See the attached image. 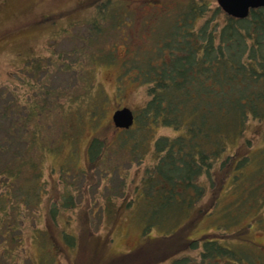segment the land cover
I'll return each mask as SVG.
<instances>
[{
    "label": "rangeland",
    "instance_id": "rangeland-1",
    "mask_svg": "<svg viewBox=\"0 0 264 264\" xmlns=\"http://www.w3.org/2000/svg\"><path fill=\"white\" fill-rule=\"evenodd\" d=\"M109 1V5H105L108 0H0V88H7L9 94L18 93L17 89H20L23 102L30 103L33 100L31 87L22 85L29 82L36 91L38 89L34 100L39 105L48 107L43 105L45 101L46 105L52 108L58 106L65 112L74 111L85 96V108L92 100L97 106H103L105 101L103 113L98 119L101 128L96 130L87 120L83 121L79 136L73 143L64 140V136L58 133L62 125L70 122L68 118L42 117L39 121L44 139L48 137L47 143L53 144V153L44 159L42 180L45 195L42 206L38 211L31 210L27 214L26 226L22 229L29 260L54 254L55 264H170L174 259H168L170 250L167 248L147 247L156 241L153 237L161 233L154 230L144 236L142 223L135 216L131 217V213L135 212L131 207L135 205L134 190L157 164L153 154L154 142L163 137L173 140L178 134L166 125L155 126L153 131H139L136 126L131 132H115L112 123L115 111L128 108L138 116L145 112H151L154 117L164 114L165 124L179 126L174 119L176 109L173 106L167 103L163 108L154 106L155 97L164 99L167 94L164 89L151 84L150 80L155 73L163 74L179 62L183 65L186 61L192 62L193 54L181 50L177 52V57L172 55L174 60H168V65L159 63L155 69L147 65L146 55L153 49L157 53H175L174 45L161 43L165 33L167 36L173 33V36L188 28L187 24L192 21L204 50L199 65L200 76L209 79L207 85L224 88V94L211 95L207 87L196 85L193 92L211 96V103L200 102L195 108H223L243 114L240 102L244 99L248 102L251 95L254 99L264 96V78L259 82L257 91L250 93L256 77L244 71L243 67L251 61L264 74V8L256 9L245 19L232 21L218 8L217 0H194L209 9L199 19L189 9L193 0ZM100 6H106V11L111 13L114 9L116 13L127 12V18H119V22L121 25L125 21L129 26H120L121 32L105 29L102 34L89 38L91 27L88 23L95 21ZM214 36L217 40L213 44ZM156 44L158 50L154 48ZM111 51V64L96 60L97 64L93 67L94 90L87 91L86 72L90 68L91 56L98 59ZM39 64L43 70L39 72V77L30 81L31 71L27 70ZM210 64L217 66L218 73L209 72L206 67ZM67 69L71 73H67ZM181 82L183 84L184 80ZM55 93H58V98L51 97ZM245 125L244 138L249 141V153L255 158L264 148V122L247 118ZM146 133L152 138L143 155L142 135ZM91 138L102 140L106 147L99 163L89 169L87 145ZM178 146L182 147L180 143ZM186 151L183 148L182 157L171 169L170 177L174 181H184L189 187L197 181L208 188L203 199L205 203L210 199L209 187L213 185L208 172L215 166L210 167L205 156H201L199 164H194L193 157ZM258 162L262 161L258 160L256 167L245 168L242 177L245 185L258 182L253 177ZM228 164L229 161L225 165ZM261 179L264 180V175ZM224 185L227 187L219 193L220 204L216 211L219 214L229 211L230 216V212L232 215L241 214L246 208L238 207V199L242 196L236 197L231 185ZM193 195L200 197L201 191L196 190ZM69 197L71 207L63 208L64 200ZM53 207L58 209L55 219L50 214ZM215 209L211 218L202 217L192 223L190 232L194 237L216 229L213 222L217 219ZM55 222L59 224L58 228ZM60 231L77 237L74 250L50 246L49 243L59 236ZM243 232L246 236H237L234 241L239 242L242 238L241 242L253 243L249 245L251 250L264 253V209L242 218L228 233L236 235ZM37 233L43 234L41 237L46 241L42 254ZM197 255L198 252H185L175 258H196ZM23 263L30 264L27 260Z\"/></svg>",
    "mask_w": 264,
    "mask_h": 264
},
{
    "label": "trees",
    "instance_id": "trees-1",
    "mask_svg": "<svg viewBox=\"0 0 264 264\" xmlns=\"http://www.w3.org/2000/svg\"><path fill=\"white\" fill-rule=\"evenodd\" d=\"M109 3L108 0L105 5H109ZM189 9L194 12V16L198 17L197 19L203 18L209 10L208 6L201 7L194 0L189 3ZM114 10L111 13L106 11V6L98 7L95 21L88 23L91 27L89 38L102 34L105 29L121 32L122 26H129L125 21L121 25L119 22V18H127V12L116 13ZM229 19L237 20L230 17ZM187 25L188 28L173 36H171L173 33L170 36L165 33L161 39L163 45H174L173 51L175 53H166L165 51L157 53L153 49L146 55L147 65L153 69L158 68L159 63L163 66L168 65V60H174L172 57H177V52L181 50L192 53L193 61H186L185 65L179 62L175 68L164 71L163 74L155 73L150 80L151 84L158 89H164L167 94L164 99L155 97L154 106L163 108L165 103L173 106L176 109L174 119L179 122V126L174 127L173 124H165L164 119L166 117L164 114L159 113L157 117H154L151 112H145L140 116L137 115L135 125L126 131L131 132L136 126L140 129L139 131L144 129L153 131L152 128L155 126L166 125L165 127L173 129L178 134L176 139L170 140L163 137L154 142L153 154L156 156L157 164L153 170L146 173L139 186L134 190L136 199L131 210L135 209L133 210L135 212L131 213V217L132 215L135 216L142 223L144 236L147 237L154 230L161 233L159 236L153 237L156 241L148 244L147 247L155 249L160 247L170 250L168 259L174 258L170 264H264L263 252L251 250L250 242L248 244L241 242L243 240L241 237L246 236L244 232L236 235L228 233L232 227L242 221V218H247L254 211L259 212L264 209V180L261 179V176L264 175V148L259 155L257 154L258 156L255 155L256 157L253 158L254 156L249 153V141L244 138L245 119L250 118L253 121L264 122V96L261 95L254 99V96L251 95L248 102L245 99L240 102L243 114L223 108H195V105L200 102L207 105L211 103L209 102L211 96L205 97L193 92L196 85L207 87L211 95L215 93L224 94V88L207 85L209 79L200 76L199 65L204 50L198 40V35L195 34L192 21ZM215 40L217 38L214 36L212 38L213 44L216 42ZM154 48L158 50L157 44ZM110 56H112V51L104 57H98V59H95L94 55L91 56L93 58L90 68L86 72L87 91L94 90L93 67L97 64L96 60L111 64ZM243 67L244 71L247 70L256 77V81L250 89V93L253 94L257 91L264 74L260 73L251 61L243 64ZM206 68L211 74L218 73L217 66L213 64ZM41 70H43L41 64L27 70L28 72L31 71L30 81L39 77ZM67 71V73H71L70 69ZM181 80H184L183 84ZM22 85L31 87L32 102H23V94L20 93V89H17L18 93L9 94L7 88H0V264H24L25 260L30 264H55L54 256L56 254L54 256H38V260L27 259L24 247L25 239L22 236V229L26 226L24 222L27 220V214L31 210L38 211L42 206L45 195L42 180L44 159L53 153V144L52 142L47 143L48 137L44 139L43 127L39 121L42 117L48 119L53 117L68 118L70 122L62 125L58 133H60L59 136H64V140H71L73 143L79 136L83 121L87 120L96 130L101 128L102 125H99L98 119L103 113L105 101L103 106H97L92 100L90 105L85 108L84 105H87L85 96L81 99L83 104L80 102L74 111L65 112L61 111L58 106L52 108L46 105L45 101L43 105L48 107L39 105L35 101L38 89L36 91L34 85H30L29 82ZM158 89H156L157 93L159 92ZM53 95L51 97L58 98V93ZM114 131L120 132L121 130L115 128ZM147 135V133L142 135L144 137V141L141 143L144 147V149L142 148L143 155H145L149 139L152 138V136ZM178 143L193 157L194 164H199L201 156H205L206 160L210 162V167L215 166V169L208 172V175H211L213 185L209 187L210 199L205 203H203V199L208 188L198 184L197 181L189 187L184 181H174L170 177L171 169L177 166V160L182 157L183 148L179 147ZM105 147L102 140L90 139L87 145L89 169L94 168L99 163V158L105 151ZM231 151H233L232 154H230ZM258 160L262 162H258L257 168L253 170V177L258 182L253 183L254 185H245L242 178L245 168L255 166ZM227 161L229 164L225 165ZM231 164L232 166H230ZM216 178L218 179L217 182ZM225 183L231 185V190L236 197L242 196L243 199L240 197L238 199V207H246L243 209L244 213L232 215L230 212L231 217L229 211L220 214L218 210L216 211V207L220 204L219 193L227 187L224 185ZM238 183L240 185H237ZM196 190L201 191L200 197L193 195ZM71 204L72 201L69 197L64 200L62 207H71ZM214 209L217 219L213 222H215L216 229L208 230L198 238L194 237L192 231L190 232L192 223L197 219H202V217L211 218ZM57 212L58 209L54 207L50 211L54 219ZM55 227H59L56 222ZM39 234L37 233L39 237L37 242L41 241L42 254L45 252L43 243L46 241L41 237L43 234L40 236ZM237 236H241L239 242L234 241ZM76 238L73 234L60 231L59 236L54 237V240L49 244L58 249L64 246L72 251L77 247ZM185 252H198V255L196 258L188 256L175 258ZM49 258L51 259L47 263ZM139 259H141V254Z\"/></svg>",
    "mask_w": 264,
    "mask_h": 264
},
{
    "label": "water",
    "instance_id": "water-1",
    "mask_svg": "<svg viewBox=\"0 0 264 264\" xmlns=\"http://www.w3.org/2000/svg\"><path fill=\"white\" fill-rule=\"evenodd\" d=\"M218 8L228 17L242 20L249 16L250 12L264 8V0H217ZM112 123L116 129L129 130L134 123L133 112L128 108H122L112 115Z\"/></svg>",
    "mask_w": 264,
    "mask_h": 264
},
{
    "label": "flooded vegetation",
    "instance_id": "flooded-vegetation-1",
    "mask_svg": "<svg viewBox=\"0 0 264 264\" xmlns=\"http://www.w3.org/2000/svg\"><path fill=\"white\" fill-rule=\"evenodd\" d=\"M133 115H134V123H133V125H132V127L135 125V121H136V119H137V115L135 114V113H133ZM131 127V128H132ZM118 130H121V129H118ZM121 131H125V130H121ZM127 131V130H126Z\"/></svg>",
    "mask_w": 264,
    "mask_h": 264
}]
</instances>
